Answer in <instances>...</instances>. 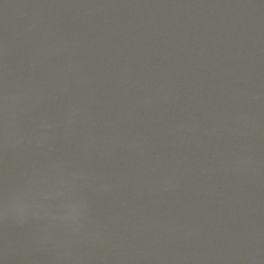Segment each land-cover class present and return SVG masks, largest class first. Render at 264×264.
Segmentation results:
<instances>
[{
    "label": "water",
    "instance_id": "1",
    "mask_svg": "<svg viewBox=\"0 0 264 264\" xmlns=\"http://www.w3.org/2000/svg\"><path fill=\"white\" fill-rule=\"evenodd\" d=\"M0 264H264V0H0Z\"/></svg>",
    "mask_w": 264,
    "mask_h": 264
}]
</instances>
